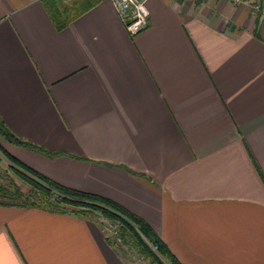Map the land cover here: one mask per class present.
<instances>
[{
	"label": "crops",
	"instance_id": "obj_1",
	"mask_svg": "<svg viewBox=\"0 0 264 264\" xmlns=\"http://www.w3.org/2000/svg\"><path fill=\"white\" fill-rule=\"evenodd\" d=\"M50 3L0 0V117L59 153L3 148L138 214L182 264H264V12L147 0L131 36L111 0L61 30ZM102 221L0 204V264H131Z\"/></svg>",
	"mask_w": 264,
	"mask_h": 264
},
{
	"label": "trees",
	"instance_id": "obj_2",
	"mask_svg": "<svg viewBox=\"0 0 264 264\" xmlns=\"http://www.w3.org/2000/svg\"><path fill=\"white\" fill-rule=\"evenodd\" d=\"M50 2L47 11L55 28L61 30L71 20L96 5L99 0H76L74 6L66 9L58 8V5L54 7L55 3L51 0ZM0 135L12 143L39 149L48 155L59 153L17 136L5 125L1 117ZM0 151L8 161L7 167L0 173V204L34 206L51 212L74 213L87 217L102 216L117 228L114 232H107L106 239L113 245L115 238H120V242L113 246L122 257L136 253L156 264H182L147 221L122 204L53 180L11 155L1 143ZM8 169L13 170L28 185L27 190H23L14 178L9 176ZM153 244L157 246L156 250L153 249Z\"/></svg>",
	"mask_w": 264,
	"mask_h": 264
},
{
	"label": "built area",
	"instance_id": "obj_3",
	"mask_svg": "<svg viewBox=\"0 0 264 264\" xmlns=\"http://www.w3.org/2000/svg\"><path fill=\"white\" fill-rule=\"evenodd\" d=\"M147 0H111L115 6L120 18L125 24L126 30L129 35L133 36L148 26L149 9L146 3ZM236 4H244L251 6L253 9L261 10L264 12V7L258 3H252L250 0H230ZM4 163L8 164L7 158L0 151V168L4 167ZM103 229L105 232H114L117 228L114 224L103 218ZM114 246L120 242V238H115ZM153 249H157L155 244L152 245ZM131 264H144L141 257L133 259Z\"/></svg>",
	"mask_w": 264,
	"mask_h": 264
},
{
	"label": "rangeland",
	"instance_id": "obj_4",
	"mask_svg": "<svg viewBox=\"0 0 264 264\" xmlns=\"http://www.w3.org/2000/svg\"><path fill=\"white\" fill-rule=\"evenodd\" d=\"M0 140L3 142V143H8L9 141L6 139V138H4L3 136H1L0 135ZM7 164H5L4 163V167H1L0 168V173H3V171H4V168H6L7 166H6ZM8 174H9V176L10 177H13L14 178V180L17 182V184H19L21 187H22V189L23 190H27L28 189V185L27 184H25L14 172H13V170H10V169H8ZM118 247V246H117ZM136 253H133L132 255L130 254V255H127V256H124V258L125 259H127L128 260V262H132L133 261V259L134 258H136V257H141L142 258V260L144 261V264H145V261L148 259V258H145V257H143V256H141V255H135Z\"/></svg>",
	"mask_w": 264,
	"mask_h": 264
}]
</instances>
